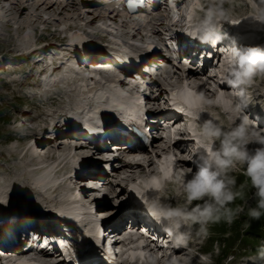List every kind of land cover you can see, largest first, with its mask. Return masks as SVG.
<instances>
[{"label":"clouds","instance_id":"9594fccd","mask_svg":"<svg viewBox=\"0 0 264 264\" xmlns=\"http://www.w3.org/2000/svg\"><path fill=\"white\" fill-rule=\"evenodd\" d=\"M229 3L230 0H187L192 23L199 26L201 42L215 44L221 37L223 23L230 21V8L225 7ZM257 8L261 11L253 9L252 18L264 24V0H259ZM221 71L224 81L236 91H220L212 98L206 90H197L194 81H184L182 76L179 81L173 80L174 87L169 89V106L192 121L189 131L197 139L195 154L199 164L196 171L174 169L176 157L171 153L164 156L154 166L156 175L149 177L157 195L151 199L144 197L143 203L151 218L173 238L175 247L188 249L194 239L203 244L210 236V225L232 226L245 216L244 227L248 228L250 220L264 216V134L243 114L244 105L234 100L246 99L247 88L257 77L264 78V48L230 49ZM212 106L228 114V126L218 122L219 118L210 111ZM203 113L210 118L196 124ZM252 144L258 147L250 148ZM238 170H242V182H238ZM176 181L179 188L174 195L178 203L174 206L163 202L160 194L169 182ZM237 200L241 203L236 204ZM113 241L120 242L115 249L120 253L116 264H192L191 254L161 260V253L155 251L144 228H128L119 236L109 237V246ZM219 247L217 243L213 252L200 253L197 264H214L213 256L219 255ZM253 259L264 260V245L259 246Z\"/></svg>","mask_w":264,"mask_h":264},{"label":"rangeland","instance_id":"374dc122","mask_svg":"<svg viewBox=\"0 0 264 264\" xmlns=\"http://www.w3.org/2000/svg\"><path fill=\"white\" fill-rule=\"evenodd\" d=\"M83 2L84 3L86 2L88 4L80 3L79 5L75 4V6H73L71 4L70 7L67 6L65 9H63L64 11L62 10L61 5L60 6L55 5V6L51 7L48 10L47 14L45 13V15L42 11L40 13L41 9H39V10L34 9V12H35L34 13V12H32L33 9L29 8L28 13L31 14L30 20L32 19L31 23L32 22L33 23L31 24V28H29V30L25 29V33L20 31V30H17V27L14 23H12V26H9V27L6 26L7 25L6 20L9 19L10 17L9 16L3 17L4 13H3L2 9H0V12L2 13V17L0 16V18H2V19H0V52L6 53V51H15L19 48H21L19 50L22 51V49L24 50V48H26V46L28 48H34L35 47L34 46L35 45V42H34L35 39H42V38L46 39L49 36L52 37V39H54V37L58 36V34H56V33L53 34L51 32L53 28H61V32L65 33L66 26L72 25V24H76L75 28H78V29L83 28L82 30L90 29L91 31L97 32L98 30H95V29L102 28L103 30L107 31L108 35H116V34L124 35L126 39L128 37H130L129 29L134 27L133 24L131 26L129 24L128 25L129 28H128L126 25H123L120 23H117V24H114L113 26H111L112 22L111 23L108 22L110 24V26L109 25L105 26L106 25V24L104 25L105 22L103 23L102 20H99V18H95L96 20L93 19L95 16V13L98 12V10L96 8V6H97L96 4H98V2H94L93 0L92 1L91 0H84ZM258 3H259V0H256V3H250V0H234V3L226 5L225 7L230 8L229 16H230L231 20L232 19L234 20L236 15H238V14H244L245 18H248L250 20H254L252 18L253 9H256L257 12L261 11V9L257 8ZM66 4H67L66 2L62 1V5H66ZM2 6L3 5L0 4V8ZM7 7H8V4H7ZM3 10H5L4 7H3ZM95 10L97 12H95ZM36 15L37 16L39 15V17L41 19L40 18L37 19L38 17H35ZM92 19H93V23L91 25L92 27H87L88 26L87 22L89 23V21H91ZM161 22H162V25L158 24V26H156L157 30H160V31L158 34H154L155 40L159 39V37L162 35V31L165 33L166 36H167V34L171 35V33H172L173 25L170 24V22L168 20L162 19ZM42 27L49 28V31L48 32L43 31ZM256 28H257V32L255 31L254 36L257 35L258 37H261V44L259 46H256V47L263 48L264 47V24H262L260 22H259V24L256 23ZM164 29H169V30H164ZM98 32H100V31H98ZM140 33L141 34H139V36H141V38L144 37L143 39L148 38L149 41L151 40V37H150L151 31L149 30V27H146L145 30H142V31L140 30ZM146 34H148V36ZM142 35H143V37H142ZM89 37L92 38L93 36L89 35ZM72 38L74 39V41L70 40ZM72 38L71 37L69 38L71 43L69 42L68 44H77L78 39L74 38V37H72ZM171 41L174 44H175V42H177V40L175 41L174 39H171ZM92 45L93 44H88L87 48L94 46V45L93 46ZM43 51H45V50H41L40 52L42 53ZM180 51L181 52L179 55L183 56L182 59H184V58L189 59V61L191 60L190 63L184 64L182 59H180L181 63L179 62V64L176 63L177 61H171V64L174 67L173 69H174L175 73L173 72V73H169V74L168 73L164 74L165 73V71H164V73H161V75H157V79L152 80L150 85L147 86V90H145L147 92L146 94L148 96H149V94L151 95V99L150 100L145 99V101H148L150 103L155 101V99H157L158 103L160 101H162V99H163L162 97L164 96L162 94V92L165 94L166 90L168 88H172L174 86L172 83L173 80H176V81L181 80V78H178L179 75H177L178 70H180V68H182L181 66H188L189 65L194 69V70H187L186 74L188 73V71H195L196 72V69L198 67L196 65V63L197 62L200 63V59L197 58V61H196V59L194 58L195 60H192L191 57L187 55L188 51H187V48L185 46H182ZM41 53L39 55L40 57H42L44 54H46L47 51L43 55ZM174 54H173V56H174ZM47 56H49V54H47ZM36 58H37V56L34 57V60H36ZM163 58L167 59L166 63L168 64L169 58H167V57H163ZM29 61H30V59L27 57H19L10 64L12 71L15 72V74H12V71L0 73V190L11 191L12 193L17 194L18 197H20L21 201H24V198H25V201H28L30 199V200L35 201V202L36 201L37 202L42 201L46 204H48V203L56 204L55 201L57 199H59V203H60L59 207L61 209L66 210L67 213H71L70 212L71 207L73 209V206L77 207V210L79 209L78 210L79 212H80V210L81 211L83 210L84 211L83 214H87V216H90L89 218H87V220H90V223H92L91 227L97 228L96 227L97 221H96V219L93 218V215H92L91 210H90L91 208H90L89 204L87 203L88 199L82 198L79 201L75 199V196L78 192L86 193V190H88V188L84 187L80 191H77L76 190V185L78 184L77 180L72 181V178L65 177L63 179H65L67 181H65L64 185L62 186L63 189L61 188L60 192L54 190L56 187L52 188L53 190L46 188L44 191H41L39 189V186L37 185L40 174H33V172H29V167H31V165L34 163V159H33L34 155L31 156L32 158L30 156L23 158L21 155L23 152V149L27 145H30V144L27 143L24 145V143H22L21 149L15 147L17 145L16 143H12L11 145L9 144L8 147L5 145V143H8L9 140L14 138L15 134L17 133L16 132V123L14 121L15 120L17 121V119H18V115L16 113H17V110L19 108L26 106L28 108V110L30 111L29 119L32 121L33 116H35V115H37V113H39V109L40 110H46L47 106H49L51 104V102H50L51 100L49 99L50 95L46 96V102H45L44 101L45 97L39 93L37 86L33 85V86H31L30 89H28L29 84H26V85L22 84L26 79H30V81L32 83L35 82V79H36V76L34 75V73L29 74L28 70H23L24 66L27 63H29ZM71 62H73V61H71ZM209 63H212V64H211L210 68H208L209 70H207L205 72L206 75L201 76L200 79H195L194 81L198 83L201 81L204 82V80H205V83H206V86H204L205 88L208 86L214 88L215 80L212 78L216 74V68H219V67H217V65L214 64V63H216V61H214V63L213 62H209ZM202 65H199V66H202ZM0 68H1V65H0ZM78 70L79 71L82 70V67H80V69H78ZM157 71H159V70H157ZM76 75H77V79H81V80L84 79L85 80L88 78V75H91V74H90V71L87 72V71L82 70L81 72H79ZM98 77L100 78L102 76L99 75ZM81 80H79V82H81ZM160 82L162 83V85ZM85 83H91L90 86H94L92 94L95 95V100H94V103L91 104V106L96 107V108H99V103H98L99 95H104V93L108 92V90H118L115 87H113V84L111 85L109 83L105 84L104 86H102V85L98 86L96 84H92V82H85ZM94 83H95V81H94ZM123 85H126V84H123ZM68 87H70V84L68 85ZM248 88H249L248 91H250L251 95H253V96L257 95L258 97H256V98L257 99L259 98L258 101L260 103H262V105H263V101H264V78L257 77L255 82L253 83V85L248 87ZM72 89L74 91L73 99L77 102L76 103V105H77V104H79V101L83 100V98H81L82 96L77 95V92H80V89L75 88L74 83H73ZM133 92H135V90H133ZM210 93L212 94V90ZM258 93H260V94H258ZM66 96H69L68 92L65 94V98H66ZM57 103H61V101L57 100ZM256 107H257V104H256ZM217 113H219V112H217ZM221 117H223V116L221 115ZM40 122L41 121H39V123ZM220 122H223L224 126H226L224 118H221ZM236 123L238 124V122H236ZM21 126L24 127L23 123ZM158 127L160 128V130H162V128H161L162 126H155V128H158ZM261 130L260 131L262 133L264 129H261ZM26 131H28V130H26ZM165 131H167V133ZM165 131H163V133H160L159 136H161V134H163V135H165L166 138H168V136L172 134L168 130H165ZM36 136L38 138H41L44 140V138L40 137L38 134H36ZM65 137L57 139V140H63L62 146L59 149V151H60L59 154L61 156L63 155L62 157H64V160H65V162L62 164L63 169H65V170H63V169L61 170V172H64V174H66L72 170L71 169L72 163H73V165L76 164V161H75L76 156L75 155H78L79 153H81L85 149L84 145L82 144V142L80 140L76 139V141L75 140H68L67 141V140H65ZM44 141L46 143L44 145H48L50 143H53L54 140H48L47 139ZM69 141H70V143H69ZM76 143L77 144L81 143L82 147H80V149H79V146ZM18 145H20V144H18ZM156 145L157 146L155 149L153 148L154 149L153 151L149 148V151H146V153H144L142 155V157L145 158V159H143V162L146 163V161L151 159L153 161V163L154 162L156 163L157 161L162 160L164 156H166V154L164 152L168 149V148L166 149V146H169V145L168 144L165 145V140L157 138ZM11 146H14V147H11ZM41 147H43V146H41ZM249 147L255 148V147H258V145L252 144V145H249ZM42 149H44V148H42ZM8 156L10 157V160H8ZM65 156L68 157L69 159L66 158ZM52 160L48 159V158L45 159L46 162L44 161V163H45L46 167L52 168V164H54V162H55V160H53V161ZM5 161H8V162H5ZM62 166H61V168H62ZM145 166L146 165L144 164L143 167L146 170ZM177 167H180V166H177ZM241 171L242 170H238V172L236 173V175L238 176V182H242L244 180V177L241 176ZM49 173H51V172H49ZM49 173H48V175H50ZM101 174H103V177H105V179H107L105 181V186H104L105 188H103L104 192L107 193V196L105 195L103 197L104 201H101L100 204H96L97 207L98 206L100 207L101 205L104 206V208L98 207L99 210H97V211H101V212L107 211V213L103 212V215H101L104 218H106L108 216V218L103 223L105 225H110L113 222L114 223L113 228L115 230H118L120 227H122L126 223L130 222V220L127 219L128 218V216H127L128 212H126V205L123 204L121 201L123 200V196H125L124 195L125 194L124 188H123L124 182L128 183L130 180H133V179H123V177H125V175H127V173L123 174V175H113V174L108 175V174L102 172ZM148 179H149V177H148ZM148 179H147V181L145 179H141V180L135 179V182L141 183L143 185H147L149 183ZM34 180H36V183H34ZM102 183H103V181H102ZM30 184L32 186H30ZM148 185H150V184H148ZM177 189H178V183L175 182L173 184H167L165 191H169L173 195V193ZM173 197H175V195H173ZM51 199H52V201H51ZM101 199H102V197H101ZM240 203H241V201L238 204H240ZM250 203L254 204V201H250ZM107 205H109V207ZM233 206H235V205H233ZM26 207H27V205H25V207H22L20 210H25ZM68 216H70V218L72 220H75V222H77V223L79 222L76 219L72 218L71 215H68ZM113 218H115V219H113ZM246 219L247 218L245 216H241V218L238 219L234 223V226L233 225L228 226L224 223L210 225L209 226L210 234L218 233V232H220V230H224V229L226 230V232H228L229 230H232V229H230L232 227H237L238 229L244 230V228H245L244 222ZM82 222H83V220H82ZM228 234H229V232H228ZM240 236H241V234L239 235V237ZM235 244H236L235 245L236 248H238L240 246L243 247V242H240V243L236 242ZM261 244L264 245V241H262V243H259V246ZM207 245L208 244L205 243L203 249H205ZM259 246H258V248H259ZM196 248H197V246H194V249H196ZM251 248H252L251 246H248V247H246V250H250ZM240 251H242V249H240V250L238 249L237 253ZM219 253H221V251H219ZM246 261L247 260L239 259L236 257L234 258L233 256H229L225 259L223 264H244Z\"/></svg>","mask_w":264,"mask_h":264},{"label":"bare ground","instance_id":"6f19581e","mask_svg":"<svg viewBox=\"0 0 264 264\" xmlns=\"http://www.w3.org/2000/svg\"><path fill=\"white\" fill-rule=\"evenodd\" d=\"M62 1L63 2H66L67 4L66 5H62ZM94 1V0H93ZM95 2V1H94ZM97 2V1H96ZM29 3L30 2H28L27 0L25 1V0H13L12 2H11V4L10 3H7L8 4V7H7V10L5 11V10H3V6L0 8V9H2V11H3V17H5V16H9L10 18L9 19H7L6 20V26H12V23H14L15 25H16V27H17V30H20V31H22V32H24L25 33V29H28L29 30V28H31V24L33 23H31V20H30V18H31V14L30 13H28V10H29V8L30 9H33L32 10V12H34V9L35 10H39V9H41L40 10V13H41V11L44 13V15H45V13L47 14V12H48V10L51 8V7H53V6H57V5H61V7H62V10L63 9H65L67 6H69L70 7V5L72 4L73 6H75V2L74 1H69V0H61V2H60V0H54V1H50V2H48V1H43V2H32L31 4H30V6H29ZM183 3V4H182ZM184 3L185 2H182V1H180V2H178V4H182V5H184ZM7 4H5L6 6H7ZM82 4H88V3H84L83 1H82ZM96 4V3H95ZM99 4V3H98ZM98 4H96V5H98ZM95 5V6H96ZM58 6V7H59ZM93 6V5H92ZM91 6V7H92ZM57 7V8H58ZM89 8V7H88ZM59 9V8H58ZM64 11V10H63ZM37 12V11H36ZM39 12V11H38ZM95 12H97L96 10H95ZM35 13V12H34ZM14 15V16H13ZM42 15V14H41ZM107 17H105V18H107V21L108 22H110L109 20H113V18L111 17V14L109 15H107V14H105ZM105 15H103V16H105ZM162 14L161 13H158L157 11L155 12V14H154V16L152 17V19L150 20V22H148V23H146L145 22V17H144V15H142V14H136V15H133V16H126V17H124L123 18V21L120 23V24H123V25H126L127 27H128V25L130 24V26L133 24L135 27H137V29L138 30H136L137 31V33L138 34H141L140 33V30L142 31V30H145L146 29V27H148L149 26V24L150 23H154V26L152 27V28H155L156 26H158V24H160V25H162V22L160 21L161 20V18H160V16H161ZM178 15L180 16V13H178ZM0 16L2 17V13L0 12ZM35 17H38L37 19H39L40 17H39V15L37 16H35ZM85 17V16H84ZM88 17V16H87ZM95 18H99V20H101L102 19V13L101 12H97V13H95V16H94V18L93 19H95ZM105 18H104V20H105ZM0 19H2V18H0ZM41 19V18H40ZM93 19L91 20V21H89V23L87 22V24H88V26L87 27H92L91 25H92V23H93ZM129 19V20H128ZM96 20V19H95ZM98 20V19H97ZM135 20V21H134ZM143 21V23H140L139 21ZM5 21V20H4ZM104 23V22H103ZM49 24V23H48ZM112 24V23H111ZM174 24V23H173ZM104 25H105V23H104ZM122 25V26H123ZM84 26V25H83ZM106 26V25H105ZM110 26V25H109ZM76 27V24H72V25H67L66 26V28H65V33H69V35H70V37L72 38V37H74V38H77L78 39V41H77V44H80V47H87L88 46V44H94L93 43V41H94V36L92 37V38H90V37H87L88 39H91L90 41L87 39V38H82V37H80V36H77V35H74L73 34V32L71 31V29H78V28H75ZM81 27V26H80ZM125 27V26H124ZM11 28V27H10ZM129 28V27H128ZM133 28V27H132ZM7 29V28H6ZM83 29V28H82ZM82 29H79V30H82ZM99 29V28H98ZM254 29H255V27H254ZM100 30H103L102 28H100ZM100 30H98V31H100ZM256 31H257V29H256ZM101 32V31H100ZM102 32H105V34H107V31H105V30H103ZM89 35V34H88ZM109 36H111L112 38H111V40L113 41V42H119V41H121L122 40V43H130V42H132V40L134 39V35H131L130 34V37H128L127 39L125 38V36L124 35H118V34H116V35H109ZM142 37H143V35H142ZM144 38V37H143ZM71 41H74V39L72 38V39H70ZM93 40V41H92ZM88 41V42H87ZM260 41V40H259ZM71 43V42H70ZM68 45H71V44H67L66 42H61V46H63V47H65V46H68ZM82 45V46H81ZM225 47H234V48H238V49H243V48H247L248 46L247 45H244V44H239V43H232V42H226L225 44H223ZM31 47V46H30ZM75 48V47H74ZM28 50H31L30 51V55H34V54H36V53H38L39 52V50H38V48H36L35 49V47L34 48H28L27 46H26V48H24V50L22 49V51L21 52H25V51H28ZM72 50H74L73 48H72ZM44 53H46V51H43L41 54L43 55ZM225 55V58L227 57V52L224 54ZM191 57V56H190ZM69 59H70V57H69ZM69 59H67L66 61H65V63L63 64V66H64V68H65V71H67V73H69V74H74V75H76V74H78V73H76L75 71V69H77V71H79L78 69H80V67H76V65H75V62H71ZM191 59L192 60H195L193 57H191ZM166 61H167V59H165V58H163V57H159L158 58V63L156 64L157 65V69L156 70H159V68H160V66H159V62H160V64H162L163 66L165 65V64H167L166 63ZM150 64V63H149ZM211 64L212 63H209V62H205L204 61V63H203V65L202 66H198L197 67V69H196V72L195 71H188V73L186 74V76H185V78H183V76H182V78H183V80L184 81H188V82H193L195 79H200V77L201 76H205L206 74H205V72L207 71V70H209L208 68H210V66H211ZM79 65V64H78ZM168 65H166L165 67H167ZM105 71H106V73L104 74V75H101V74H99V73H96L95 71H90V74L92 75V76H94V78H96V79H90V78H87V79H83V80H81L84 84L82 85V87L81 88H79L78 86H77V84H80L81 82H79L78 80V82L77 81H75L74 82V84H75V88H78V89H80V92H77V95L78 96H82L81 98H83V100L82 101H79V104H77V105H79V106H77V107H79L80 108V110L81 109H85V114H86V116L84 117V118H86L87 116H91V118L93 119V118H98V116H100V115H102L101 113H111V111H113V110H116V113H118L119 111H123L124 110V107H125V105H126V103L127 102H129V100H127L126 98H124V97H121L122 95L120 94V93H123V94H127V93H132L133 92V90L134 89H131V88H128L129 86H127L128 84H126V85H123L122 84V88H120V90H108V92H105L104 93V95H99V97H98V103H99V108H96V107H92L91 106V104L92 103H94V100H95V95L94 94H92L93 92V88H94V86H90L91 85V83H85V82H92V84H96V85H102V86H104L105 84H107V83H109V84H115V79H116V72H114L113 70H110L112 67L110 66V65H106V66H104V67H102ZM106 68V69H105ZM60 69V68H59ZM45 70V69H44ZM82 70H83V68H82ZM82 70H80L79 72H81ZM60 73V70L58 71V74ZM114 73V74H113ZM196 74V75H195ZM199 74V75H198ZM222 75L223 73H222V71H221V67L219 66V68H216V74L214 75V76H216V75ZM99 75H101L102 77H98ZM110 79H109V78ZM123 78V77H122ZM51 79H55V78H53V77H51ZM74 79L76 80L77 79V75L74 77ZM55 81V80H54ZM57 81L58 82H60V83H62L63 82V79L61 78V77H58V79H57ZM94 81H95V83H94ZM195 82V81H194ZM121 83V82H120ZM119 83V84H120ZM195 84H196V88H197V90H205V88H204V86H205V82H203V81H201V82H195ZM46 85H49L48 83H46ZM124 86V87H123ZM131 87V86H130ZM174 87V86H173ZM102 88V87H101ZM214 89H215V91H214ZM213 90H212V94L210 95L212 98H215V96L217 95V93L218 92H220V91H223V92H233L235 89H233L230 85H228V84H216V87L214 88ZM95 90V89H94ZM247 90H249V88H247ZM257 90V89H256ZM97 91V90H96ZM121 91V92H120ZM166 91H168V89L166 90ZM206 91H207V89H206ZM95 92V91H94ZM104 92V91H103ZM145 93H147L146 91H145ZM149 94V93H148ZM258 94H260V93H258ZM76 95V96H77ZM77 96V97H78ZM130 96H131V94H130ZM256 97H258L257 95L256 96H253V98H254V100L258 103L257 105L258 106H261L262 105V103H260L258 100H259V98L257 99ZM144 99H146V100H150L151 99V95L149 94V96L147 95V94H145L144 95ZM74 100V99H73ZM234 100L236 101V102H240V103H242L241 101H239L238 99H236V97H234ZM132 101V104H134L135 103V101L136 100H131ZM163 101V100H162ZM161 101V102H162ZM73 103H74V105L76 106V101L74 100L73 101ZM263 104H264V101H263ZM95 105V104H94ZM244 105V104H243ZM134 108H136L135 106L132 108V111H134ZM80 110H77L75 113H73V112H71L70 113V116H69V120H74V121H78V120H81V116H80ZM215 110H218V109H215ZM244 113H246L247 115H248V117H249V119L250 120H252V121H255L256 122V128H257V130H261V129H264V121L260 118V117H255V116H253L251 113L249 114V110L247 109V107L244 105V107H243V114ZM113 115V114H112ZM158 123H156V125L154 124V126H162L161 128H162V130L163 131H165V130H167L168 129V127H166L165 126V124H167L168 122H170L169 121V119L168 118H166L163 114H160V115H158ZM180 123V120H175V121H173L172 122V125L174 126V125H178ZM164 126V127H163ZM262 131V130H261ZM170 133H172L173 135H174V132L172 131V132H170ZM36 132L35 131H30V138H32L33 140H34V143H32L31 144V146L30 145H27L24 149H23V152H22V157L24 158H26V157H31V156H33L34 155V157H33V159H34V163L31 165V167H29V172H33V174H40L39 175V179H38V183H37V185L39 186V189L41 190V191H44L46 188H49V189H51V190H53L50 186V183H51V179H50V175H52L54 172H56V173H59V172H61V170L63 169V166H62V164L65 162V160H64V157H62L60 154H59V149L61 148V146H62V143H63V140H57L58 138H54L53 140V143H50V144H48V145H44V144H46L45 143V139L43 140V139H41V138H38L37 136H36ZM171 134V135H172ZM261 134H263V132L261 133ZM170 136V135H169ZM169 136H168V138H169ZM67 137V138H66ZM66 137H65V140H75L76 141V139H78V135H76V134H73V133H68V134H66ZM43 138V137H42ZM168 138H166V139H168ZM66 141V142H67ZM81 141V140H80ZM65 142V143H66ZM167 142V141H166ZM69 143H70V141H69ZM77 144V143H76ZM83 144V143H82ZM82 144L81 143H79V144H77L78 146H79V149H80V147H82ZM167 144V143H166ZM64 145V144H63ZM191 145V143L190 142H188V143H186V142H183V141H181V140H179V141H177V142H175L173 145H169V146H166V149L168 148V150H170V149H172L173 147L175 148V149H177V150H179L180 151V157L178 158V159H175V164H178V165H175V167H174V169H176L177 168V166H180L181 168H191L192 167V169H193V171H196V169H197V167H198V165H191L190 164V162H189V159H186L185 160V157L183 156L185 153H187L188 155H187V157H189V152H190V150H189V148H188V146H190ZM39 146H43L42 148H44V149H42L41 151H44V150H46V152H41V154H39L38 155V157H41L43 154H44V156L42 157V158H39V160L38 159H36V149H37V147H39ZM68 146V145H67ZM65 148V147H64ZM145 147H143L142 148V152H140V154L141 153H146V151H145V149H144ZM70 149V148H69ZM68 149V150H69ZM78 149V148H77ZM64 151V150H63ZM46 154H47V157H46ZM62 154V153H61ZM67 154V153H66ZM70 154V153H69ZM142 154V155H143ZM66 157V156H65ZM32 158V157H31ZM46 158H48V159H53V160H55V162H54V164H52V168H50V167H46V165H45V163H44V161H45V159ZM66 158H68V157H66ZM69 159V158H68ZM52 160V161H53ZM46 162V161H45ZM36 164H39V165H37V166H35ZM71 165V164H70ZM145 167H146V170L144 169V167H143V163L142 162H139L138 164L137 163H135L134 165H119V166H115V168H113L114 170H112V172L114 173V175H118V174H120L121 172H123L124 170H126V173H127V175H125V177H123V179H133V177L135 176H137V175H141V177H143V176H147V177H151V176H153V175H156V173H155V171H154V163H153V161L151 160V159H149L148 161H146V163H145ZM61 166H62V168H61ZM25 169V168H24ZM72 169V168H71ZM149 169H153V171L152 172H149L148 170ZM63 170H65V169H63ZM49 172H51V173H49ZM48 173L50 174V175H48ZM126 173H123V174H126ZM99 178L101 179V181H103V183L101 184V187L103 188L104 186H105V181L107 180V179H105V177H103V174H99ZM65 181H67V180H65V179H63L62 180V183L61 184H59L54 190L55 191H61V188H62V186L64 185V183H65ZM148 181H149V183L148 184H150V185H144L147 189H146V193L147 192H149V194L147 195V196H145V194H142V195H144L143 196V198L144 197H147V198H151V197H153L154 196V194H155V192L154 191H152V189H153V187H154V185L152 184V181H151V179L149 178L148 179ZM34 183H36V180H34ZM134 187V191H135V193H138V191H139V187H140V183H136L135 182V185L133 186ZM86 188H87V186H86ZM90 188L91 187H88V190H90ZM100 187H98V189H99ZM63 189V188H62ZM86 193H81V192H78L77 194H76V196H75V199L76 200H81L82 198L83 199H85L86 198ZM49 198V197H48ZM70 199V198H69ZM99 199V198H98ZM51 201H52V199H51ZM71 201V200H70ZM69 203V202H68ZM82 204V203H81ZM74 205V204H73ZM72 205V206H73ZM78 205V204H77ZM76 205V206H77ZM106 206V205H105ZM107 206H109V205H107ZM99 207V206H98ZM104 208V206L103 205H101L99 208ZM70 208V207H69ZM79 210V209H78ZM77 210V207H74L73 206V209H72V207H71V213H67V211L66 210H64L65 211V214L68 216V215H71V217L72 218H74V219H76L77 221H79L78 222V229H83L84 231H85V233H82V234H84V235H87V233L89 234H93L94 232H96L97 231V228H92L91 227V224L92 223H90V220H87V218H89L90 216H87V214H83V210L81 211L80 210V212ZM110 212V211H109ZM76 214V215H75ZM127 216H128V218L127 219H129V220H132V221H134L135 223H138V222H140V218L138 217V215H134V214H132V213H127ZM126 216V217H127ZM135 216V217H134ZM69 218H70V216H69ZM71 219V218H70ZM82 220H83V222H82ZM85 220V221H84ZM128 220V221H129ZM26 221V218L24 217V219H21L20 220V222L21 223H19V225H22L23 223L22 222H25ZM73 221H75V220H73ZM75 223H77V222H75ZM90 223V224H89ZM83 224H86L87 226H85L84 225V227H82V225ZM114 226V223L112 222L111 224H110V227H113ZM160 241L162 242V236H160ZM12 249V248H11ZM183 250H180V249H176L175 250V252L174 253H172L173 255H175L176 257H178V258H182V257H184L183 256V252H182ZM19 255H24V253H19ZM168 255V253H166V256ZM21 261H20V264H39L38 262H36V260H34V261H24L22 258L20 259Z\"/></svg>","mask_w":264,"mask_h":264},{"label":"trees","instance_id":"16d2710c","mask_svg":"<svg viewBox=\"0 0 264 264\" xmlns=\"http://www.w3.org/2000/svg\"><path fill=\"white\" fill-rule=\"evenodd\" d=\"M113 219H115V218H113ZM262 219L264 220V217H262L261 220H258V222H255V220H251V221H254V222L250 223V227H248L249 231L252 232V231H255V230L258 231L259 229H263L264 228V222L263 223L261 222Z\"/></svg>","mask_w":264,"mask_h":264}]
</instances>
